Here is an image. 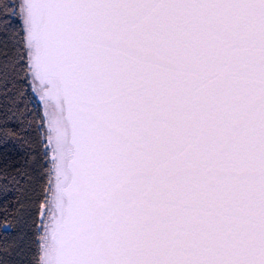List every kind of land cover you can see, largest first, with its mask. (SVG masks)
Returning <instances> with one entry per match:
<instances>
[{"label":"snow or ice","instance_id":"obj_1","mask_svg":"<svg viewBox=\"0 0 264 264\" xmlns=\"http://www.w3.org/2000/svg\"><path fill=\"white\" fill-rule=\"evenodd\" d=\"M12 139L28 264H264V0H0Z\"/></svg>","mask_w":264,"mask_h":264},{"label":"trees","instance_id":"obj_2","mask_svg":"<svg viewBox=\"0 0 264 264\" xmlns=\"http://www.w3.org/2000/svg\"><path fill=\"white\" fill-rule=\"evenodd\" d=\"M17 123L9 116L7 128L11 130ZM29 163V153L19 141L12 139L0 142V167L7 166L10 173L9 183L0 188V249L6 248L8 251V255L3 257L5 264H28L32 255L30 238L20 244L19 237L26 229L18 226L15 215L17 201H25L31 195L30 190H25L29 188L27 181L21 179L26 171H30L26 167ZM5 225L10 227L6 229ZM14 245H17L15 251L12 250Z\"/></svg>","mask_w":264,"mask_h":264}]
</instances>
